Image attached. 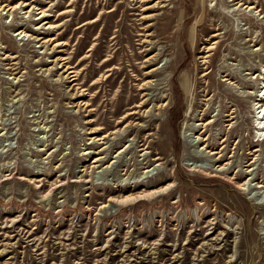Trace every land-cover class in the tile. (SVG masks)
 I'll list each match as a JSON object with an SVG mask.
<instances>
[{
  "label": "rangeland",
  "instance_id": "1",
  "mask_svg": "<svg viewBox=\"0 0 264 264\" xmlns=\"http://www.w3.org/2000/svg\"><path fill=\"white\" fill-rule=\"evenodd\" d=\"M263 96L264 0H0V264H264Z\"/></svg>",
  "mask_w": 264,
  "mask_h": 264
},
{
  "label": "bare ground",
  "instance_id": "2",
  "mask_svg": "<svg viewBox=\"0 0 264 264\" xmlns=\"http://www.w3.org/2000/svg\"><path fill=\"white\" fill-rule=\"evenodd\" d=\"M260 100H264V96L260 97ZM260 108L261 110H264V102L262 104H260ZM260 111V110H259ZM258 118V117H257ZM153 169V168H152ZM145 171V170H144Z\"/></svg>",
  "mask_w": 264,
  "mask_h": 264
}]
</instances>
